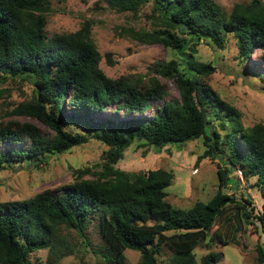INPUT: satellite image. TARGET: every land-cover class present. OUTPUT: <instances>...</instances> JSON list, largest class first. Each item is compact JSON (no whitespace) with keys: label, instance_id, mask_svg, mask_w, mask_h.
<instances>
[{"label":"trees","instance_id":"obj_1","mask_svg":"<svg viewBox=\"0 0 264 264\" xmlns=\"http://www.w3.org/2000/svg\"><path fill=\"white\" fill-rule=\"evenodd\" d=\"M105 1L116 11L133 14L151 2L159 26L126 31L138 42L161 44L183 59L172 58L153 69L173 80L179 97L166 98L164 84L154 76L144 81L142 76L105 75L90 20L74 32L49 38L45 32L49 0H0V82L21 77L33 84L31 98L9 114L35 119L53 132L46 135L27 122L0 125V145L7 147L0 150V169L22 161L35 165L36 160L43 162L90 139L107 146L102 163L95 165L98 170L76 169L74 182L58 193L44 191L26 200L0 202V264H31V252L57 250L61 226L74 229L87 241L86 229L93 219L106 247L115 254L109 258L115 264H123L127 249L140 253V264H161L162 246L171 251L166 264H216L221 252L197 260L193 249L201 243L233 242L241 226L256 225L250 219L251 202L223 191L230 169H217L218 188L207 201L180 208L166 200L172 171L129 172L117 164L135 142L159 153L168 144L202 137L206 150L196 163L221 156L245 177H256L263 204L253 217L264 229V125L244 127L241 111L206 81L215 67L193 58L200 39L222 47L232 36L239 57L249 58L258 50L263 70H248L264 81V3H235L226 12L213 0ZM106 58L110 61L109 54ZM3 93L0 89V98ZM105 113L110 116L93 117ZM67 123L82 129L69 130ZM88 173L94 177L83 178ZM262 235L255 246L257 264H264Z\"/></svg>","mask_w":264,"mask_h":264},{"label":"rangeland","instance_id":"obj_2","mask_svg":"<svg viewBox=\"0 0 264 264\" xmlns=\"http://www.w3.org/2000/svg\"><path fill=\"white\" fill-rule=\"evenodd\" d=\"M213 1L229 12L235 3H247L250 0ZM260 1L264 3V0ZM151 6V2H148L141 6L137 14H133L116 11L110 8L105 0H49V11L45 14V32L49 38L55 33L74 32L84 21L90 20L91 38L101 54L99 67L105 75L111 78L121 75L142 76L144 81L154 76L164 84L166 98H178L179 93L173 80L155 74L153 69L156 64L172 58L179 62H183V59L171 48H165L161 44L138 42L126 31V28H157L159 25H156L153 19ZM184 36L191 38L187 34ZM195 48V61L210 63L215 67V71L206 78L207 83L221 98L241 111L242 125L249 127L257 122L264 125V81L248 70H263L258 50L249 58L239 57L236 41L232 36H228L222 47L210 39L202 38ZM106 54H109L110 61L107 60ZM0 89L4 90L0 98V125L27 122L38 126L46 135L53 133L50 128L35 119L9 114L18 103L31 98L33 84L29 79L7 78L0 82ZM151 113V110L146 111V115ZM109 116L108 113L93 114L94 119ZM65 128L81 131L82 126L67 123ZM106 148L102 142L90 139L63 153L45 157L43 162L36 160L35 165L22 161L5 166L0 169V202L26 200L44 191L58 193L63 186L74 182L76 169L89 166L98 170L95 165L102 163L101 155ZM6 149L7 147L0 145V150ZM205 150L202 137L182 144H168L161 148L159 153H155L152 147L141 146L135 142L125 151L117 167L129 172H146L158 168L172 171L174 179L166 188V200L180 208H189L199 200L207 201L218 188L217 169L229 168L228 181L223 191L232 194L236 199H247L251 202L250 219L254 220L256 225L241 226L233 242L216 245L201 243L193 252L197 260L209 252H221L222 258L216 264H257L255 246L263 238L264 229L253 217L262 211L263 204L256 177H245L238 169L227 166V161L221 156L215 159L203 158L196 163ZM93 177L88 173L83 178ZM218 225V222L215 223L212 231H215ZM86 234L87 241H84L74 229L61 226L58 229V240L55 242L57 250L33 251L29 260L31 264H115L109 261L114 253L106 247L99 232L97 219L90 222ZM170 256L171 251L162 246L160 263L166 264ZM123 264H140V253L124 250Z\"/></svg>","mask_w":264,"mask_h":264},{"label":"water","instance_id":"obj_3","mask_svg":"<svg viewBox=\"0 0 264 264\" xmlns=\"http://www.w3.org/2000/svg\"><path fill=\"white\" fill-rule=\"evenodd\" d=\"M183 30H185L186 27H181Z\"/></svg>","mask_w":264,"mask_h":264},{"label":"built area","instance_id":"obj_4","mask_svg":"<svg viewBox=\"0 0 264 264\" xmlns=\"http://www.w3.org/2000/svg\"><path fill=\"white\" fill-rule=\"evenodd\" d=\"M241 173V172H240Z\"/></svg>","mask_w":264,"mask_h":264}]
</instances>
